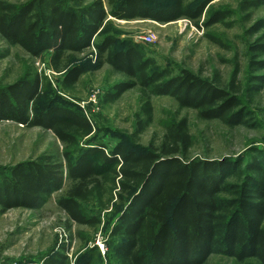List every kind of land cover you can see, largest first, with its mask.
Instances as JSON below:
<instances>
[{
	"label": "trees",
	"instance_id": "16d2710c",
	"mask_svg": "<svg viewBox=\"0 0 264 264\" xmlns=\"http://www.w3.org/2000/svg\"><path fill=\"white\" fill-rule=\"evenodd\" d=\"M215 0H164L153 6L147 0H0V35L10 45H20L34 57L52 51L51 66L64 70L62 85L71 90L92 69L109 64L133 81L114 84L105 102L118 100L138 84L155 95L173 97L180 108H193L205 120L219 119L228 126L248 125L246 108L234 88L237 73L228 87L219 74L205 78L183 68L177 75L154 67L135 42L106 33L109 17L117 20L148 19L168 23L180 18L205 16L204 26L223 23L229 13L209 11ZM264 0H244L243 11L257 8ZM264 29V18L251 32ZM94 46L96 64L75 55ZM254 56L264 54V35L249 46ZM8 52L0 51V58ZM252 57V58H253ZM257 57V56H256ZM80 61V62H78ZM254 69H264V59H251ZM251 93L261 91L264 75H258ZM48 89V78L36 70L0 86V121L10 120L27 127L41 126L68 145L93 133L89 118L67 103L48 100L40 104ZM146 119L137 116V135L153 119L150 99L143 106ZM193 137L183 118L170 124L161 145L129 150L123 145L112 152L105 146L66 150L64 163L43 153L0 169V217L14 208L37 209L66 179L71 181L58 205L70 219L91 227L101 224L88 215L82 202L97 201L106 208L115 198L119 215L111 229L116 240L112 257L116 264H203L214 253L245 262L251 258L264 264V172L242 184L229 182L240 163L232 159H187ZM71 245H56L40 264H96L103 259L98 246L70 262ZM94 251H97L98 259ZM26 264H39L28 262Z\"/></svg>",
	"mask_w": 264,
	"mask_h": 264
},
{
	"label": "rangeland",
	"instance_id": "374dc122",
	"mask_svg": "<svg viewBox=\"0 0 264 264\" xmlns=\"http://www.w3.org/2000/svg\"><path fill=\"white\" fill-rule=\"evenodd\" d=\"M22 3L26 0H7ZM244 0H215L209 11L223 10L229 16L223 23L210 27L204 26L205 16L192 20L180 18L168 23L152 20H116L109 17L107 32L115 33L122 40L137 43L146 56L154 59V67L167 69L177 75L186 68L205 78L221 77L222 84H234L242 107L248 112V125L228 126L219 119H202L193 108H180L177 101L168 95H155L141 84L127 90L115 102H105V95L111 92L114 84L120 81H133L125 74L115 71L109 64L92 69L84 74L71 89L63 88L64 70L58 72L51 66L52 51L40 57H34L20 45H10L0 35V51L8 52L0 58V86H6L20 79L27 71L36 70L48 78L44 98L67 103L86 116L93 126V133L81 137L78 144L68 145L62 142L53 131L41 126L27 127L14 121H0V169L23 160L36 158L43 153L55 155L66 162L64 152L70 150L73 156L90 146H105L112 152L123 145L129 150L146 149L151 144L158 147L164 139L170 124L186 118L193 137L188 158L224 159L230 158L240 163V169L231 175L230 183L242 184L251 177L259 175L254 171L258 161L264 172V86L261 91L251 93L258 75H264V69H254L251 59H264V54L253 57L249 46L264 35V29L251 32L254 24L264 18V4L243 11ZM153 6H161L164 0H147ZM155 34L152 42H136L137 36ZM253 57V58H252ZM75 59L91 61L96 64L93 47L77 54ZM78 61V62H80ZM150 99L153 107V119L143 133L137 135V116L146 119L143 106ZM71 181L66 179L62 190L55 192L43 206L37 209L14 208L0 217V264H26L37 262L56 243L71 245L70 262L77 256L95 246L103 259L99 260L94 251L96 264H116L112 257V246L116 240L111 237L120 210V202L113 199L106 208L97 201L82 202V208L88 215L101 219L96 227L79 224L58 205V199L65 195ZM100 245H103L101 247ZM203 264H259L251 258L245 262L223 254H212Z\"/></svg>",
	"mask_w": 264,
	"mask_h": 264
},
{
	"label": "built area",
	"instance_id": "2783aa9c",
	"mask_svg": "<svg viewBox=\"0 0 264 264\" xmlns=\"http://www.w3.org/2000/svg\"><path fill=\"white\" fill-rule=\"evenodd\" d=\"M155 40V34H148V35H142V36H137L136 38H135V41L136 42H152V41H154ZM93 47V49L95 50V52H96V49H95V47L94 46H92ZM87 117H88V115H87ZM89 118V117H88ZM101 247H103V245H100Z\"/></svg>",
	"mask_w": 264,
	"mask_h": 264
},
{
	"label": "crops",
	"instance_id": "0c3cea01",
	"mask_svg": "<svg viewBox=\"0 0 264 264\" xmlns=\"http://www.w3.org/2000/svg\"><path fill=\"white\" fill-rule=\"evenodd\" d=\"M117 20V19H116ZM3 216V215H2Z\"/></svg>",
	"mask_w": 264,
	"mask_h": 264
}]
</instances>
